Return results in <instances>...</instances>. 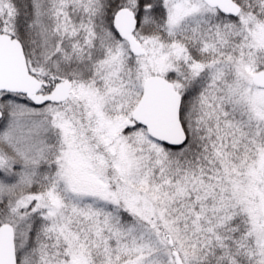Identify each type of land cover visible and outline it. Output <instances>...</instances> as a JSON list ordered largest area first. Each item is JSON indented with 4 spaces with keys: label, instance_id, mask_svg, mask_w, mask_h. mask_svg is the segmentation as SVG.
<instances>
[{
    "label": "snow or ice",
    "instance_id": "snow-or-ice-1",
    "mask_svg": "<svg viewBox=\"0 0 264 264\" xmlns=\"http://www.w3.org/2000/svg\"><path fill=\"white\" fill-rule=\"evenodd\" d=\"M0 264H264V0H0Z\"/></svg>",
    "mask_w": 264,
    "mask_h": 264
}]
</instances>
